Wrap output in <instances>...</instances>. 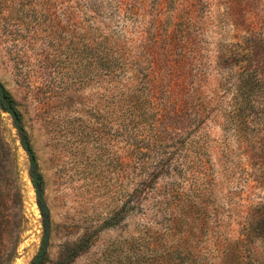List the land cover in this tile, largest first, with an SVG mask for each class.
<instances>
[{
	"label": "rangeland",
	"instance_id": "1",
	"mask_svg": "<svg viewBox=\"0 0 264 264\" xmlns=\"http://www.w3.org/2000/svg\"><path fill=\"white\" fill-rule=\"evenodd\" d=\"M105 36L129 38V102L114 63L103 64ZM0 81L42 189L37 201L0 110V187L29 222L0 264H30L46 228L41 264L162 258L169 198L181 230L214 258L264 207V0H0ZM145 95L161 116L137 118ZM139 162L164 169L149 209L135 212ZM251 249L246 263L264 264V241Z\"/></svg>",
	"mask_w": 264,
	"mask_h": 264
},
{
	"label": "trees",
	"instance_id": "2",
	"mask_svg": "<svg viewBox=\"0 0 264 264\" xmlns=\"http://www.w3.org/2000/svg\"><path fill=\"white\" fill-rule=\"evenodd\" d=\"M128 44L129 38L126 36H118L117 38L105 36L101 43V49L102 52H104L103 64L108 65L110 61L114 63L119 85L123 88L120 95L124 97L126 102H129L131 99L128 83L132 79L130 74L131 68L129 63ZM4 92L8 102L14 107L15 102L13 98L5 88ZM147 97L149 98L147 95L141 98L137 97L140 103L139 108L136 110L137 118L141 117L143 121L147 120V113L152 112L154 115L159 114L160 116L163 114V112H160V109L158 111L155 110L150 103L151 101L147 100ZM145 104L147 105L145 106ZM130 108H132V106ZM18 115L20 118L19 113ZM154 121L156 123V120ZM148 148L150 147L139 148L136 152V156L145 155L148 153ZM154 169L155 172H150L142 162H139V165H137L138 173L132 197V209L135 210V212L147 211L149 209L148 206H146L148 203V191L151 185H153V178L157 176L159 171L164 169L163 162L155 165ZM10 190V186L5 188L0 187V258H3L5 255L8 250L7 247L12 245L11 240H9L10 234L12 232L17 234L21 230L20 235L18 234L13 242V246L10 247V255L15 252L17 253L18 247L23 240V236L29 224L21 208L19 209V203L11 202L8 195ZM4 191H6V193H4ZM173 199L174 198H169L165 201L167 207L164 214L159 210V203H156L158 206V209H156L157 213H161L166 219L164 222L166 228L160 233L163 236L161 244V246H163V250H161L163 254L162 258H138L137 264H247L246 259L251 255V244L264 241L263 207L256 216L250 217L245 227L240 230L239 238L236 239L233 244L230 243L231 241H227L228 244L219 246L213 250L216 254L214 258H203L202 256L205 254L202 255L203 252L198 249V245L186 236L188 231L181 230L179 227V215L174 212L175 210L172 207ZM124 210L125 206L123 205L121 212ZM118 220L119 219L114 222H110L111 220L106 221L104 225L106 227H111L115 225ZM145 221L149 222L146 218ZM155 253L159 254L160 250H155ZM198 254L201 255L198 256Z\"/></svg>",
	"mask_w": 264,
	"mask_h": 264
},
{
	"label": "water",
	"instance_id": "3",
	"mask_svg": "<svg viewBox=\"0 0 264 264\" xmlns=\"http://www.w3.org/2000/svg\"><path fill=\"white\" fill-rule=\"evenodd\" d=\"M0 110L10 116V118L13 121V125L17 133L20 136V142H21L22 149L25 152L26 156L28 157L29 168L31 171V182H32V187L35 191V198L37 201H41L42 200L41 178L39 177L38 174L34 172L35 158L33 155V151L31 149V146L27 138L24 135V129L21 126L20 118H19L17 111L8 102L6 98V95L4 92V86L1 83V81H0ZM48 240H49V228H46L44 234L41 237L40 248L37 252V255L33 258L30 264H41L42 263L43 258L47 251Z\"/></svg>",
	"mask_w": 264,
	"mask_h": 264
}]
</instances>
